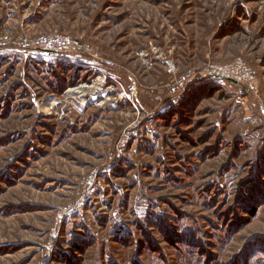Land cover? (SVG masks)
Listing matches in <instances>:
<instances>
[{
  "label": "rangeland",
  "instance_id": "374dc122",
  "mask_svg": "<svg viewBox=\"0 0 264 264\" xmlns=\"http://www.w3.org/2000/svg\"><path fill=\"white\" fill-rule=\"evenodd\" d=\"M238 60L256 92L202 75ZM261 239L264 0H0V264H264Z\"/></svg>",
  "mask_w": 264,
  "mask_h": 264
},
{
  "label": "built area",
  "instance_id": "2783aa9c",
  "mask_svg": "<svg viewBox=\"0 0 264 264\" xmlns=\"http://www.w3.org/2000/svg\"><path fill=\"white\" fill-rule=\"evenodd\" d=\"M38 48L40 51L48 55L62 57L64 55L72 54L75 51H81L84 47L76 38L54 34L41 37L38 40ZM98 63L99 65L93 66L94 70L96 69L99 73L94 81L93 89H95L98 96L106 97L111 94L114 87L116 88L117 85H122L112 74L109 73V70L114 69L112 63L103 61ZM166 68L170 75L176 73V67L173 61H168L166 63ZM202 75L206 78L212 77L234 81L236 84L245 87L251 93L256 92L258 89L255 72L242 60L235 61L228 65L210 64L206 67L205 72ZM111 81L116 82V85L111 83ZM120 96L122 97V95ZM119 97L117 100L121 102ZM93 180V177H90L89 182H92Z\"/></svg>",
  "mask_w": 264,
  "mask_h": 264
},
{
  "label": "trees",
  "instance_id": "16d2710c",
  "mask_svg": "<svg viewBox=\"0 0 264 264\" xmlns=\"http://www.w3.org/2000/svg\"><path fill=\"white\" fill-rule=\"evenodd\" d=\"M206 81L207 82H215V81H224V80H221V79H219V78H212V77H207V79H206ZM229 84H231V85H233V86H236L234 83H232V82H229V81H227ZM238 86H241V87H243L242 85H238ZM243 88H245V87H243ZM246 89V88H245ZM186 98V97H185ZM185 98H183L184 100H185ZM182 99V100H183ZM183 100V101H184ZM183 101H181L180 102V108H182L183 107ZM251 207L250 205H247V207ZM256 209H252V211L250 212V213H248L247 215L249 216L248 218H247V220H246V223H250L251 222V220H252V218L253 217H255L256 216ZM185 236V242H187L188 240H189V242H192L193 244H199V241H200V239H197V238H195V237H193V236H190V235H184ZM264 242V239H261L260 241H257V242H254V243H252L253 245L254 244H256V243H258V242ZM252 245V246H253ZM195 246V245H194ZM199 247H200V244L198 245ZM251 246V247H252ZM251 247H248L247 248V250L245 251V253L244 254H242V256L240 257V261L242 260V259H246V258H248V254H249V250L251 249ZM78 249L79 247L77 246V245H75V248L74 249ZM77 252V251H76ZM211 264H219V263H216V261H214L213 263H211Z\"/></svg>",
  "mask_w": 264,
  "mask_h": 264
},
{
  "label": "water",
  "instance_id": "95a60500",
  "mask_svg": "<svg viewBox=\"0 0 264 264\" xmlns=\"http://www.w3.org/2000/svg\"><path fill=\"white\" fill-rule=\"evenodd\" d=\"M232 83H234V84H236V82H234V81H231Z\"/></svg>",
  "mask_w": 264,
  "mask_h": 264
},
{
  "label": "bare ground",
  "instance_id": "6f19581e",
  "mask_svg": "<svg viewBox=\"0 0 264 264\" xmlns=\"http://www.w3.org/2000/svg\"><path fill=\"white\" fill-rule=\"evenodd\" d=\"M120 98H121V96H120Z\"/></svg>",
  "mask_w": 264,
  "mask_h": 264
}]
</instances>
